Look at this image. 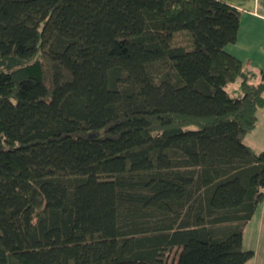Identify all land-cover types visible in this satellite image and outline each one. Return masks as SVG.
Segmentation results:
<instances>
[{
  "label": "trees",
  "instance_id": "1",
  "mask_svg": "<svg viewBox=\"0 0 264 264\" xmlns=\"http://www.w3.org/2000/svg\"><path fill=\"white\" fill-rule=\"evenodd\" d=\"M239 19L221 0H0V264H247L264 71L225 50Z\"/></svg>",
  "mask_w": 264,
  "mask_h": 264
},
{
  "label": "crops",
  "instance_id": "2",
  "mask_svg": "<svg viewBox=\"0 0 264 264\" xmlns=\"http://www.w3.org/2000/svg\"><path fill=\"white\" fill-rule=\"evenodd\" d=\"M221 1L240 11L236 41L227 45L225 50L239 59L247 69L255 72L264 71V0ZM263 227L264 216H261L256 231L257 234L260 233V235H257L259 239L262 238L261 233ZM253 252L254 255L256 253V257H258V251L256 250ZM252 258H254V256Z\"/></svg>",
  "mask_w": 264,
  "mask_h": 264
},
{
  "label": "rangeland",
  "instance_id": "3",
  "mask_svg": "<svg viewBox=\"0 0 264 264\" xmlns=\"http://www.w3.org/2000/svg\"><path fill=\"white\" fill-rule=\"evenodd\" d=\"M235 86V84L232 85L229 91L231 92ZM243 143L252 148L255 152L264 151V106L258 110L256 125L245 135ZM261 216H264V194L261 202L257 205V210H255L253 217L247 223L243 233V248L258 251V257H256L255 253V255H253L254 258H251L247 264H264V227L261 233V239L257 237L260 233H256L258 221Z\"/></svg>",
  "mask_w": 264,
  "mask_h": 264
}]
</instances>
